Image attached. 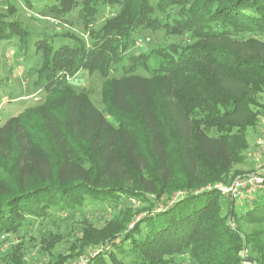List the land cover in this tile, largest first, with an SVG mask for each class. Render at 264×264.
<instances>
[{
    "label": "trees",
    "instance_id": "16d2710c",
    "mask_svg": "<svg viewBox=\"0 0 264 264\" xmlns=\"http://www.w3.org/2000/svg\"><path fill=\"white\" fill-rule=\"evenodd\" d=\"M112 3L120 9L88 30V46L73 34H62L72 44L56 48L35 41L46 96L0 126V237L52 212L83 209L113 218L99 230L88 227L55 264L93 244L103 246L85 264H236L244 245L264 264V247L226 222L264 221V188L224 215L215 187L195 192L228 173L257 125L264 0H56L43 11L80 6L89 16ZM156 10L171 11L185 38L130 51L138 28L159 24ZM29 35L19 20L0 18V41L17 36L24 45ZM116 65L122 74L102 84L103 111L86 93L57 85L62 70L103 76ZM179 190L171 204L151 211L155 200ZM132 199L149 212L134 214L125 207Z\"/></svg>",
    "mask_w": 264,
    "mask_h": 264
},
{
    "label": "rangeland",
    "instance_id": "374dc122",
    "mask_svg": "<svg viewBox=\"0 0 264 264\" xmlns=\"http://www.w3.org/2000/svg\"><path fill=\"white\" fill-rule=\"evenodd\" d=\"M55 2L56 0H31V4L26 5L23 0H0V18L19 20L30 32L24 45L17 36L0 41V126L25 108L41 104L44 101L46 96L43 87L45 77L38 78L37 70L41 62V54L36 50V40L46 38L56 48L61 44H72L73 41L70 38L62 37V34H73L82 38L88 46L91 43L88 30L98 29L120 9V4L112 3L99 5L96 13L89 16L84 15L80 6L64 14L43 11L46 5ZM154 16L159 20V24L153 28H138L134 35L135 42L130 51L137 52L142 47L150 50L156 45L178 42L185 38V32L181 34L177 28L173 27V22L170 21L171 11L156 10ZM174 30L176 32H173ZM125 58L126 56L124 60ZM151 65L155 66L154 56L151 59ZM134 73L147 74L139 69ZM121 74L117 65L103 76L96 71L80 70L75 74H69L62 70L57 76H61L60 81L62 79L63 81L57 85L68 88L74 94L86 93L93 105L103 111L102 84L106 79ZM255 100L257 104L255 109L258 110L257 125L248 128L246 136L248 144L239 152L240 160L232 164L228 173L221 176V179L209 181L196 187L198 191L195 192H199L217 186L215 189L218 192L222 215L227 211L229 204L232 207L236 204L235 208L239 207L237 205L239 195H235L232 190H229L230 187L236 181L247 178L256 172L258 163L264 160V152L258 142L260 139H264V88L255 95ZM108 119L112 121L110 117ZM175 178V176L172 177V180ZM180 192L182 191L162 195L154 201L151 211L164 209ZM125 207L130 208L134 214L142 213L141 215L147 214L150 210L145 203L134 199L130 200ZM112 218L111 212L98 211L90 215L83 209L76 210L71 214L52 212L49 216L34 220L22 230L1 236L0 264H8L11 259L12 264H17V260L23 264H55L59 258L58 255H66L70 248L80 243L81 237L88 227L99 230L109 224L108 222ZM226 222L231 229H237L241 234L255 240L257 245L264 247V221L246 223L237 222L234 217H228ZM129 226H132L131 222ZM102 246L100 244L87 246L68 264H85L87 257ZM239 256V261L236 264H258V252L251 250L249 246L244 245ZM179 264L196 263L184 259Z\"/></svg>",
    "mask_w": 264,
    "mask_h": 264
},
{
    "label": "built area",
    "instance_id": "2783aa9c",
    "mask_svg": "<svg viewBox=\"0 0 264 264\" xmlns=\"http://www.w3.org/2000/svg\"><path fill=\"white\" fill-rule=\"evenodd\" d=\"M264 127V120H263ZM260 146H262L264 152V139H260ZM264 158V154H263ZM259 160V159H258ZM217 187V186H215ZM264 188V160L257 165V171L249 175L247 178L238 180L234 183L229 190H232L235 195L238 196L239 203L244 201L246 198H254L256 192ZM182 193L180 192L179 195Z\"/></svg>",
    "mask_w": 264,
    "mask_h": 264
},
{
    "label": "crops",
    "instance_id": "0c3cea01",
    "mask_svg": "<svg viewBox=\"0 0 264 264\" xmlns=\"http://www.w3.org/2000/svg\"><path fill=\"white\" fill-rule=\"evenodd\" d=\"M17 114H18V113H17ZM17 114H15V115H17ZM15 115H14V116H15Z\"/></svg>",
    "mask_w": 264,
    "mask_h": 264
}]
</instances>
